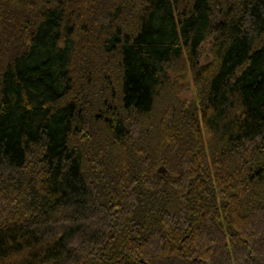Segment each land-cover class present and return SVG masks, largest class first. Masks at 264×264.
I'll use <instances>...</instances> for the list:
<instances>
[{"label": "trees", "instance_id": "trees-1", "mask_svg": "<svg viewBox=\"0 0 264 264\" xmlns=\"http://www.w3.org/2000/svg\"><path fill=\"white\" fill-rule=\"evenodd\" d=\"M0 264H264V0H0Z\"/></svg>", "mask_w": 264, "mask_h": 264}, {"label": "rangeland", "instance_id": "rangeland-1", "mask_svg": "<svg viewBox=\"0 0 264 264\" xmlns=\"http://www.w3.org/2000/svg\"><path fill=\"white\" fill-rule=\"evenodd\" d=\"M209 59V43L204 44L203 50L201 51V61L205 62ZM174 80L177 81L179 86V97L181 99L194 98V89L191 83V75L189 71L183 73H177L173 76Z\"/></svg>", "mask_w": 264, "mask_h": 264}, {"label": "water", "instance_id": "water-1", "mask_svg": "<svg viewBox=\"0 0 264 264\" xmlns=\"http://www.w3.org/2000/svg\"><path fill=\"white\" fill-rule=\"evenodd\" d=\"M159 173L163 174L165 173V169L163 167H160L159 170H158Z\"/></svg>", "mask_w": 264, "mask_h": 264}]
</instances>
